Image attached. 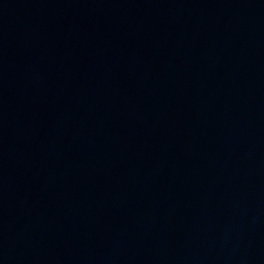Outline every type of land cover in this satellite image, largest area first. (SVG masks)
I'll return each mask as SVG.
<instances>
[{"label": "water", "instance_id": "95a60500", "mask_svg": "<svg viewBox=\"0 0 264 264\" xmlns=\"http://www.w3.org/2000/svg\"><path fill=\"white\" fill-rule=\"evenodd\" d=\"M0 264H264V0H0Z\"/></svg>", "mask_w": 264, "mask_h": 264}]
</instances>
